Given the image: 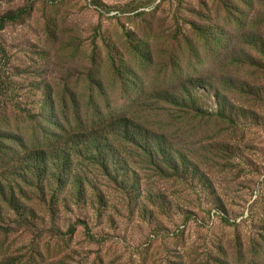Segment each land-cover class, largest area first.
<instances>
[{
  "label": "rangeland",
  "instance_id": "1",
  "mask_svg": "<svg viewBox=\"0 0 264 264\" xmlns=\"http://www.w3.org/2000/svg\"><path fill=\"white\" fill-rule=\"evenodd\" d=\"M242 1L0 0V18L24 9L0 31V186L24 198L0 264H213L221 246L264 264V0ZM174 67L202 116L152 91ZM91 79L116 109L149 93V132L44 122L48 96Z\"/></svg>",
  "mask_w": 264,
  "mask_h": 264
},
{
  "label": "trees",
  "instance_id": "2",
  "mask_svg": "<svg viewBox=\"0 0 264 264\" xmlns=\"http://www.w3.org/2000/svg\"><path fill=\"white\" fill-rule=\"evenodd\" d=\"M238 2H243L242 0H238ZM209 7L208 4H203L204 11H207ZM24 13V9H20L18 11H10L0 18V31L4 30L7 23L18 21L22 14ZM204 12H202L203 14ZM215 13V11H214ZM194 30L202 40V32L200 28L194 27ZM190 43V42H188ZM191 44V43H190ZM193 44V43H192ZM114 46H110L109 51V61L110 66L115 67L116 61L112 56V50ZM198 51L197 49L191 48L189 44H187V50ZM2 50V49H1ZM137 50V59L142 58L144 61H151L152 57L150 52H147L145 49L140 48V45L135 48ZM120 62V68L125 67V59L123 58ZM122 76L126 78V76H136V73L130 71L127 67L123 68ZM91 74L93 79L100 80L106 76L105 74H101L100 65L96 64L95 61L91 68ZM181 70L178 68H173L166 76H168L167 80L162 83H159L156 87H153L152 91L155 93L156 97L163 98L162 103L165 107L164 110L171 111L169 105H174L175 107L172 109L173 111L177 109V113L184 112L188 115L190 111H197L202 116V107L199 106V100L197 97L193 96V92L188 89V85H195V81L190 80L188 84H179L177 80L182 78ZM93 79L87 80L85 84L84 91L75 90L71 85H67L66 89L58 92L57 96H48L45 100V104L43 105V111L41 112L44 118V122L47 123L48 116L51 119L48 120L49 126L54 128L57 133L59 130H86L90 129L91 131H99L104 133L108 130L109 127H117L120 130H124L127 128L128 123L135 124L140 133H144V131L149 132V122L148 112L149 109L144 110L142 106H144L150 98V94L145 92L143 89L140 91V97L133 102V106H128L122 109H116L114 105V100L108 97L105 93V96H100L103 90V83L100 81H94ZM126 82V79L123 80ZM179 84V86H177ZM182 85V86H180ZM120 83V88L121 87ZM119 88V86H115ZM190 87V86H189ZM140 88V87H139ZM98 90L100 92H98ZM141 90V89H140ZM90 93V98H87V94ZM55 97V98H54ZM5 105H0V109H5ZM176 111V110H175ZM174 113L169 114L170 118H174ZM160 117H168L166 115L159 114ZM134 122V123H133ZM39 124L33 122V126L36 127ZM48 125L44 126L47 127ZM42 127V124H41ZM151 133H156L151 132ZM149 138L143 136L142 141L146 142ZM153 141L157 142L159 139H153ZM2 143L0 142V145ZM2 156V154H1ZM177 167V166H176ZM77 181V180H75ZM78 183V182H77ZM21 189L20 184H14L10 190L11 192L6 193L3 190V187L0 186V237L5 235V233H9L10 230L8 227H3L5 224V220L7 216H9V212L13 215V217H17L18 220L22 219L21 215L17 213V206L21 203L22 196L21 192L18 190ZM80 190V186H77V190ZM71 233H74L71 231ZM219 252L214 258L215 262L213 264H231L227 262V260L223 259L224 255V247L221 246L220 249L216 248Z\"/></svg>",
  "mask_w": 264,
  "mask_h": 264
}]
</instances>
